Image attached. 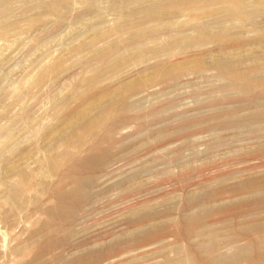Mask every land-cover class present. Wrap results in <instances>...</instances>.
Returning a JSON list of instances; mask_svg holds the SVG:
<instances>
[{"label": "rangeland", "instance_id": "obj_1", "mask_svg": "<svg viewBox=\"0 0 264 264\" xmlns=\"http://www.w3.org/2000/svg\"><path fill=\"white\" fill-rule=\"evenodd\" d=\"M263 108L264 0H0V264H264Z\"/></svg>", "mask_w": 264, "mask_h": 264}, {"label": "bare ground", "instance_id": "obj_2", "mask_svg": "<svg viewBox=\"0 0 264 264\" xmlns=\"http://www.w3.org/2000/svg\"><path fill=\"white\" fill-rule=\"evenodd\" d=\"M241 70V69H240ZM243 70V69H242ZM233 72V71H232ZM241 72V71H240ZM237 73H239V72H237ZM225 74V73H224ZM223 74V75H224ZM231 74V73H230ZM239 75V74H238ZM237 75V76H238ZM244 75V74H243ZM243 75H241V76H243ZM240 76V75H239ZM244 76H246V72H245V75ZM232 77V76H231ZM247 77H249V76H247ZM222 78V77H221ZM236 79V78H235ZM244 78H241V80H243ZM245 80V79H244ZM234 81V80H233ZM238 81V80H237ZM240 81V80H239ZM239 81H238V84H239ZM263 81V80H262ZM244 82V81H243ZM247 82H248V80H247ZM250 82H251V80H250ZM256 82V81H255ZM260 82V81H259ZM254 83V82H253ZM242 84H244V83H242ZM248 84V83H247ZM257 84V83H256ZM255 84V85H256ZM240 86H242V85H240ZM250 86V85H249ZM251 87V86H250ZM247 89H248V87H247ZM57 101V100H56ZM87 105H90V103H87ZM264 109V108H263ZM254 116H256V115H254ZM73 118H71L70 119V122H71V120H72ZM83 119V118H82ZM74 120V119H73ZM91 120H92V118H91ZM104 121H105V119H104ZM103 122V121H102ZM101 122V123H102ZM85 123H86V121H85ZM92 123V122H91ZM101 123H98V122H96L94 125H93V127H92V124L90 125L91 127H90V131H91V133L92 132H94L98 127H99V124H101ZM102 125H103V123H102ZM89 126V125H88ZM89 129V128H88ZM87 129V130H88ZM86 130V129H85ZM89 131V130H88ZM75 132V131H74ZM83 132V131H82ZM81 132V133H82ZM85 132H87V131H85ZM76 133V132H75ZM66 134V133H65ZM77 134V133H76ZM75 134V135H76ZM79 135V134H78ZM73 136V135H72ZM80 136H82V134H80ZM80 136H78L79 137V139H80ZM71 137V136H70ZM77 137V138H78ZM77 138H76V140H77ZM67 140H68V137H67ZM67 140H66V142H67ZM76 140H75V142H76ZM81 140V139H80ZM64 141V140H63ZM78 141V140H77ZM66 142H62V144L63 145H65L66 144ZM61 142H59V144H60ZM69 143V142H68ZM68 143H67V145H68ZM61 144V145H62ZM70 144H71V142H70ZM58 145V144H57ZM63 147V146H62ZM64 149H66V147L64 148ZM67 149H68V147H67ZM65 151V150H64ZM57 156V155H56ZM56 156H54V158L56 157ZM62 156V155H61ZM64 157V156H63ZM54 158H53V161H54ZM65 158V157H64ZM52 159V157L50 158V160ZM60 159H62V158H59L58 159V161L60 160ZM52 161V160H51ZM56 164V163H55ZM3 187L4 188H7L8 187V185H3ZM13 191H14V189H13ZM80 191H81V185L79 184V183H74L73 185H71L69 188H67V187H58L57 189H55V197L57 198V200H58V203H59V206H60V208L62 209V210H64V211H68L69 213H72L73 211H74V208H73V206H69L66 202L70 199V198H73V197H76L79 193H80ZM264 194V193H263ZM245 197V196H244ZM0 202H3L4 203V199L2 198V196L0 197ZM192 218V217H191ZM194 219V218H193ZM147 226H138L135 230H132L131 232H128V235H132V234H137V233H139V232H143L144 230H146L147 228H146ZM148 230V229H147ZM36 238V237H35ZM263 246V245H262ZM225 257H226V255H225ZM221 258V259H217V261H214V264H221L224 260H228L227 259V257L226 258Z\"/></svg>", "mask_w": 264, "mask_h": 264}]
</instances>
